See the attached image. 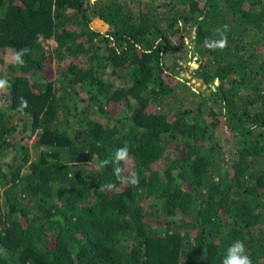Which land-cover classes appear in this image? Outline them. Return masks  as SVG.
<instances>
[{
	"label": "trees",
	"instance_id": "trees-1",
	"mask_svg": "<svg viewBox=\"0 0 264 264\" xmlns=\"http://www.w3.org/2000/svg\"><path fill=\"white\" fill-rule=\"evenodd\" d=\"M22 48L0 264H222L237 239L264 264V0H0V61Z\"/></svg>",
	"mask_w": 264,
	"mask_h": 264
},
{
	"label": "clouds",
	"instance_id": "clouds-1",
	"mask_svg": "<svg viewBox=\"0 0 264 264\" xmlns=\"http://www.w3.org/2000/svg\"><path fill=\"white\" fill-rule=\"evenodd\" d=\"M224 33H221V39L216 42L217 46L223 48L227 44V25L224 26ZM28 52L27 48H22L20 51L15 52L12 56V61L15 65L22 67L24 65V60L22 59L23 55ZM8 84L6 79H0V88L6 87ZM24 106H26V101H23ZM115 158L119 160L128 159V149L127 147H122L116 150ZM108 161H104V164H107ZM117 171H119L117 169ZM133 184L137 182L135 178V173H133V178L131 180ZM222 264H252V261L249 255L246 253L244 242L237 239L234 240L227 248L225 256L222 258Z\"/></svg>",
	"mask_w": 264,
	"mask_h": 264
},
{
	"label": "rangeland",
	"instance_id": "rangeland-1",
	"mask_svg": "<svg viewBox=\"0 0 264 264\" xmlns=\"http://www.w3.org/2000/svg\"><path fill=\"white\" fill-rule=\"evenodd\" d=\"M173 42L175 43V51L173 52V56H181L183 55L182 51L183 49H181V44L179 42V40H176L173 38ZM45 44L48 45H55V42L52 39H48L45 41ZM184 44H190L189 43V39H185ZM183 60L179 61V64L181 66H188V68L185 69H181L179 72V77H183V78H187L189 79V83L192 84L194 86L195 89H201V90H205L206 92L209 91V87H213L212 85H205L201 82V80L196 79L194 77H192L190 71L192 70V68H196L198 66V63L196 61L195 56H193L192 53H188L187 56H184V58H182ZM12 55L11 54H6L4 56L1 57V61H0V78L4 79L5 76L7 75L8 69H7V65L12 63ZM50 63L47 62V66H49ZM51 69L48 70V73H51ZM216 83V81H215ZM6 91V89L4 88H0V92Z\"/></svg>",
	"mask_w": 264,
	"mask_h": 264
}]
</instances>
